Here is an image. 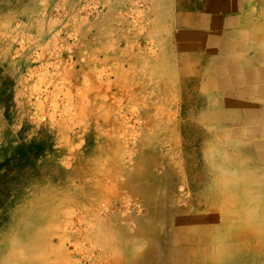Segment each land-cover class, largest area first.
<instances>
[{
	"label": "rangeland",
	"instance_id": "374dc122",
	"mask_svg": "<svg viewBox=\"0 0 264 264\" xmlns=\"http://www.w3.org/2000/svg\"><path fill=\"white\" fill-rule=\"evenodd\" d=\"M208 1L0 0V264H117L115 229L153 207L240 219L223 188L264 169L205 65L246 6L217 35L191 26Z\"/></svg>",
	"mask_w": 264,
	"mask_h": 264
},
{
	"label": "crops",
	"instance_id": "0c3cea01",
	"mask_svg": "<svg viewBox=\"0 0 264 264\" xmlns=\"http://www.w3.org/2000/svg\"><path fill=\"white\" fill-rule=\"evenodd\" d=\"M208 2L209 3L211 2L210 5H212V7L218 8V7L222 6V8H218V9L213 8V11L210 14V19L211 20L213 19L212 21H215V20L217 21L216 22L217 28L216 27H215L216 29L214 27H212L214 29L210 28L211 23H209L207 25H203L201 27H198V26H196V20H193V19H192L191 26L192 27H198L199 29H202V30L211 29V30L219 31V32H222L221 31L222 29H226L227 27L232 26V24L234 23L233 19L232 18H225L224 16L227 13V9H228L227 6L230 7V5H231V7H232V4H233V6H236V1H233V3L231 1L229 4L226 0H209ZM243 4H245V6H246L245 7L246 12H245V14L242 15L243 21H241V23L243 25L245 24L246 27H248V29L245 32H241L239 35L236 34L235 40L232 41L230 44L226 43V41L220 40L225 45V47H228L229 45H237V46H239V48H237L235 50H231V51H226V50L217 51V58H219V59H217L216 61L220 67H218V65H216V63L215 64L213 63V58H211L210 53H208L209 61H210V66L208 68H211V69L213 68L215 71H223V70H227V67H229V65H231L232 62L234 64H236V66L238 64L239 67H237L236 71H232L228 75H230V74L240 75V73L241 74L243 73L244 67H247L248 71H251V70L257 71L258 69H260V67L264 68V63H262V62H264V60L257 59V53H256L257 51H258V53H264V46H263L264 45V0H245ZM252 5H255V9H257V10H255L254 13H253V9L251 8ZM221 10H223V11H221ZM215 13H216V15H215ZM243 35H244V37H243ZM201 41L203 42V40H201ZM195 42L196 41H194V43ZM210 42H211V40L209 39L208 43H210ZM254 42L257 44H258V42H261V45L258 47V49L256 48V45L254 44ZM218 52H223V54H221V53L219 54ZM219 56H221L223 58H221ZM220 58L224 59V61L227 58H229L230 60L227 59L226 60L227 62L226 61L224 62L222 60L219 61ZM244 64H246L247 66H243ZM221 66L224 69L221 68ZM209 79H208L207 84H212V82ZM253 86H254L253 84L248 83V85H245L244 87L251 89V88H253ZM231 87H233V88H231L233 92L241 91L240 86L238 88H237V86H231ZM218 89H221V88L218 87ZM222 91H224V90H222ZM255 96L258 98L264 99V93H262V95L261 94H255ZM237 99L238 98L234 97V96L230 97L231 102L232 101L239 102V101H236ZM238 100H240V99H238ZM231 106H234V105H231ZM259 107L261 109H264V104L260 105ZM246 123H248V122H246ZM248 124L250 126H253V125H251L250 122ZM263 128H264V124L261 125V129H263ZM252 129H254V128H252ZM259 135H262V134H254V133H252V130H251L248 133V135H244L245 137L244 136L242 137V135H240L241 138L237 136V138L239 140L236 139L234 141V145H236L237 148H239L243 152V149H241L240 147H242L246 144H252L254 142L256 143V141H257L258 147L259 148L261 147L262 149L261 150L260 149L254 150V151L252 150L251 153L256 152L258 155V156L256 155L258 159L264 158V144L262 143L259 145V139H261ZM254 166L264 168V162H262V164L260 165V164L256 163V160H255ZM255 178L257 180H256L255 184L252 183V185L255 187L259 186V189L261 191L260 195H258V199L255 201L261 202V204H259L258 208H256L255 207L256 204L254 206L252 205L254 202L253 199H246V201L247 202L249 201V202L245 204L246 205L245 208L242 205H239L238 206L239 208L237 211V212H243V213H244V211H247L246 213H247V216L249 215V221H250L249 223L247 220L248 218L246 217V213H245V215L242 213H240V214L235 213L236 215L239 214L240 219H234V220L228 219V216L226 214L223 218V223L217 224L215 222V219H216L215 214H213L214 215L213 218L210 219L212 213H209V212L205 213V214H199V213H194L191 210L189 211V210H183V209H171V208L163 209V208H160V209H157V213L159 211L160 214L156 213V215H155L151 212L152 208H150L148 210V212L146 213V215L143 216L142 218L133 219L135 226H133L131 229L125 223H122L121 227L118 226L115 229V231L117 233V234H115V239L117 240V244L115 245L114 250H115V254L117 255V257L120 258V259L119 258L117 259V264H160V263L161 264H190V259H189L190 256L189 255H187V256L182 255L183 251H186V252L191 251L192 252V249H191V247H189L188 242L185 239L184 235H186L185 229L194 230L196 227H197L196 235L198 234L200 236V234H206V236H208V237H214V236L216 237V235H217V238L218 237H223V238L225 237V238H228V241L226 240L227 242L224 243L223 245H227L228 247H230V244L232 243L233 246H231V247H235L237 249L243 247L242 249L252 250L251 255L256 258L254 260L255 263L254 262H250V263L245 262L246 264H264V258H263L264 257V250H263L264 245L262 243H259V242L255 243V241H258V240L256 239L254 241L253 240L254 238H252L250 236V234H253V232H257V231L260 235L264 234V226L259 224L260 216H261V214H264V180H262V179H264V173L262 176H259V175L255 176ZM252 185L249 184V186H252ZM238 195L241 197V192H239ZM231 197H232V195L229 196V198H231ZM150 198H147V199H150ZM237 199H238V197H237ZM235 205L237 206L238 203L235 202ZM241 209H242V211H241ZM251 209H252V211H251ZM249 210H250V212H249ZM231 212H232V210H231ZM174 217H177L178 219L177 218L175 219ZM252 218H255V219H252ZM195 219H197V221H198L197 223H194V224L189 223V222H191V220H195ZM238 221H240V222L238 223ZM109 223L111 224L110 221H109ZM241 223H243V224H241ZM173 226H175V227H173ZM245 227H246V229H245ZM175 229H177L176 232H174ZM193 237H195V236H193ZM249 240H251V241H249ZM248 242L250 244H248ZM252 244L254 247L252 246ZM223 245H216V247L221 248V247H224ZM179 246L182 248V250ZM197 246H198L197 247L198 250L203 251L205 248V251H206L205 253H209L210 255L213 254V250L211 251V247H212L211 245L202 243L200 245L198 244ZM245 246H247V247H245ZM166 247L168 248V250H166ZM251 247H253V248H251ZM257 247H259V248H257ZM185 248H186V250H185ZM253 249H255V250H253ZM256 249L258 251L261 250L262 253H261V251L259 253ZM122 251L123 252L125 251L124 252L125 254H123ZM254 251L255 252L257 251V252L254 253ZM128 253H129V255H128ZM156 253H161L163 255L165 254L166 258L165 257L160 258L156 255ZM257 254H259V255H257ZM179 255L180 256L182 255L181 259H180V257H178ZM124 256H126V257H124ZM260 257H261V259H260ZM245 263L240 262V264H245Z\"/></svg>",
	"mask_w": 264,
	"mask_h": 264
},
{
	"label": "bare ground",
	"instance_id": "6f19581e",
	"mask_svg": "<svg viewBox=\"0 0 264 264\" xmlns=\"http://www.w3.org/2000/svg\"><path fill=\"white\" fill-rule=\"evenodd\" d=\"M173 1H175V0H173ZM178 0H176V2H177ZM229 2V1H228ZM178 3V2H177ZM211 3V2H210ZM210 3H209V5H210ZM223 3V2H222ZM206 4H207V2H206ZM229 4V3H228ZM172 5H174V4H172ZM208 5V4H207ZM207 5H206V7H207ZM222 5V4H221ZM173 7V6H172ZM228 8H229V6H227ZM230 7H231V5H230ZM174 8V7H173ZM213 8H217V7H212V5H210V8H208V12H209V15L208 16H210V14H211V12L213 11ZM218 8H222V6L221 7H218ZM217 8V9H218ZM233 8V7H232ZM263 10V9H262ZM216 11V10H215ZM221 11H223V10H221ZM226 11V10H225ZM206 12V11H205ZM193 14V13H192ZM219 14V13H218ZM221 14V13H220ZM215 15H216V13H215ZM199 16V15H198ZM221 16V15H220ZM207 16L206 15H204V16H200V17H196L195 18V20H196V26H198V27H201V26H203V25H205L204 24V19L206 18ZM212 17V16H211ZM192 18V17H191ZM189 19V18H188ZM172 20H173V23L176 25V26H179L181 23H183L182 21V19L181 18H179V19H173L172 18ZM213 20V19H212ZM187 21V20H186ZM206 21V23H211V25H210V28H212V27H216L217 28V21L215 20V21H209V20H205ZM189 22V21H188ZM231 23V22H230ZM222 25V24H221ZM197 27V28H198ZM208 27V26H207ZM222 27V26H221ZM214 28H212V29H214ZM215 28V29H216ZM204 29V28H203ZM208 30H210V29H208ZM224 31V30H223ZM246 31V30H245ZM244 30H243V32H245ZM220 32L219 31H217V35L219 34ZM239 34V33H238ZM243 34V33H242ZM185 35H188V34H182V35H177L175 38H176V40L180 43L183 39H188V38H184V36ZM213 35V34H212ZM258 35V34H257ZM189 36V35H188ZM192 36V37H191ZM191 38H189V40H192L193 41V43H192V45H190L189 43V45H181L180 46V48H179V50H182V51H185L186 52V50H195V49H197V45H196V43L197 42H195L194 43V41H199V40H205V37L204 36H202V37H200V39L198 38L199 37V35H195V34H191ZM243 37H244V35H243ZM207 38V37H206ZM239 38V37H238ZM247 38V37H246ZM253 38V37H252ZM256 38V37H255ZM262 38V37H261ZM260 38V39H261ZM210 40H213L212 42H210V44H212V45H210L211 46V49L210 50H208V52L207 53H210V55H211V58H213V63L215 64L216 63V65H218V67H220L219 66V64L217 63V59H219V58H217V51H220V50H226V51H231V50H235V49H237V48H239V46H237V45H229L228 47H225V45L220 41V40H214V39H217L216 37H213V38H209ZM242 39V38H241ZM188 40V41H189ZM207 40V39H206ZM231 40H233V39H231ZM239 40V39H238ZM177 41H175L176 43H177ZM187 41V42H188ZM250 41V40H249ZM207 42V41H206ZM175 43V44H176ZM203 43V42H202ZM239 43V42H238ZM234 44V43H233ZM253 44V43H252ZM254 44L256 45V48L258 49V47L261 45V42H258V44L257 43H255L254 42ZM227 45V44H226ZM240 45V44H239ZM243 45V44H242ZM263 45V44H262ZM264 46V45H263ZM210 48V47H209ZM241 49V48H240ZM196 51V50H195ZM194 51V52H195ZM257 53V59H260V60H264V53H258V51L256 52ZM220 54V53H219ZM231 55V54H230ZM185 56V55H184ZM233 56V55H232ZM256 56V55H255ZM219 57H221V56H219ZM221 58H223V57H221ZM220 58V60L219 61H224V59H221ZM186 59V58H185ZM226 59V58H225ZM227 59H229V58H227ZM226 59V60H227ZM243 59V58H242ZM163 60V59H162ZM225 60V61H226ZM230 60V59H229ZM255 60V59H254ZM224 61V62H225ZM240 61V60H239ZM238 61V62H239ZM257 61V60H256ZM227 62V61H226ZM258 62V61H257ZM220 63V62H219ZM223 63V62H222ZM221 63V64H222ZM262 63H264V62H262ZM207 65H209L210 66V64H206L205 65V67L207 66ZM241 65V64H240ZM223 66V65H222ZM221 66V68H223ZM243 66H247L246 64H244ZM237 67H239L238 66V64H237V66H236V64H234L233 62H232V64L231 65H229V67H227V70H223V71H215L213 68L211 69V68H207L208 69V71H207V74L210 76V77H208V78H210L209 80L212 82V84H207V85H214V86H216L217 87V89H218V87L219 88H221L222 90H224V92L225 93H223V94H225V102L226 103H231V101H230V97H237L238 99H240V100H236V101H239V102H235V101H232L233 102V104H234V106L236 107V108H238V109H241V111L238 113V117H241L243 120H245V122H250L251 123V125H253V127H254V129L252 130V133H254V134H262V135H259L260 136V138L261 139H259V145L260 144H264V128L263 129H261V125H263L264 124V109H261L259 106L260 105H262V104H264V99H261V98H258V97H256L255 96V94H261L262 95V93H264V68H261L260 67V69H258L257 71H255V70H251V71H248L247 70V67H244V70H243V73L241 74L240 73V75H236V74H230V75H228L230 72H232V71H236V69H237ZM241 67V66H240ZM216 68V67H215ZM250 68V67H249ZM258 68V67H257ZM206 69V70H207ZM224 69V68H223ZM217 70V69H216ZM221 70V69H220ZM155 72V71H154ZM153 72V73H154ZM160 72H161V70H160ZM159 72V73H160ZM158 73V74H159ZM156 74V73H155ZM166 74V73H165ZM166 76V75H165ZM206 78H207V75H206ZM196 79V78H195ZM170 81V80H169ZM199 83V82H198ZM248 83H251V84H253L254 86H253V88H251V89H248V88H246V87H244L245 85H248ZM231 86H237V88L240 86V88H241V91H237V92H233L232 91V89L231 88H233V87H231ZM204 88H205V85H204ZM230 88V89H229ZM235 88V87H234ZM243 88V89H242ZM206 91V90H205ZM206 92H208V91H206ZM211 93V92H210ZM221 100H222V98H221ZM222 104V103H221ZM212 106V105H211ZM234 107V108H235ZM237 117V118H238ZM256 136V135H255ZM244 144V143H243ZM241 149H243V151H245V152H248V153H251V151L253 150H261L262 148L260 147H258V144H257V141H256V143L254 142V143H252V144H246V145H244V146H242V147H240ZM223 153H225V152H223ZM226 155H228V154H226ZM223 156H224V154H223ZM253 156H254V154H253ZM255 157V156H254ZM230 158V157H229ZM228 160V158L226 157V161ZM255 160H256V163H258V164H262V162H264V158H256L255 157ZM230 161H232V160H230ZM234 162H236V160L234 161ZM226 163V162H225ZM237 163V162H236ZM255 163V162H254ZM230 164V163H229ZM228 164V165H229ZM222 165V164H221ZM237 165V164H236ZM230 166V165H229ZM238 166V165H237ZM209 168V167H208ZM264 169V168H263ZM256 170V169H255ZM237 180H238V188H236V187H234V185H232V183L230 182V181H228L227 182V186L225 185V188H223L224 189V191L225 190H227V193L228 194H236L237 193V189L239 190V192H241V197L239 196V195H236L237 197H238V199H239V201H238V205L237 206H239V205H242L244 208H245V204L246 203H248L247 201H246V199H253L254 200V202H253V206L255 205V207L256 208H258V205L259 204H261V202H257V201H255V200H257L258 199V195H260V189H259V186H253L252 185V183H254L255 184V182H256V178H255V175L253 174V173H249V172H247V170L245 171V172H243V174L241 175V176H239L238 178H237ZM262 180H264V179H262ZM249 184H251L252 186H249ZM240 185V186H239ZM238 194V193H237ZM224 199H225V201H226V199H229V195L228 196H226V197H224ZM227 204H229V203H227ZM226 204V205H227ZM242 207V208H243ZM241 208V207H240ZM249 209V208H248ZM235 210V209H234ZM244 210V209H243ZM246 210V209H245ZM238 211V209L237 210H235V213ZM240 211V210H239ZM241 211H242V209H241ZM251 211H252V209H251ZM151 212L153 213V214H155L156 215V213H157V209L155 208V207H153L152 209H151ZM232 212H233V210H232ZM247 211H244V213L243 212H239V214L240 213H242V214H244L245 215V213H246ZM249 212H250V210H249ZM238 213V212H237ZM157 214H160V212L158 211V213ZM239 214H238V218H239ZM234 215V214H233ZM236 215V214H235ZM243 216V215H242ZM183 217V216H182ZM246 217L248 218L247 220H248V223L250 222L249 221V215L247 216V213H246ZM175 219L177 218V217H174ZM173 218V219H174ZM178 219V218H177ZM252 219H255V218H252ZM184 221V220H183ZM186 222V221H185ZM198 221H197V219H195V220H191V222H189L190 224H194V223H197ZM202 222V221H201ZM240 221H238V223H239ZM105 223V222H104ZM103 223V224H104ZM247 223V222H246ZM241 224H243V223H241ZM253 224V223H252ZM259 224L260 225H262V226H264V214H261V216H260V219H259ZM201 225V224H200ZM236 225V224H235ZM246 225V224H245ZM173 227H175V226H173ZM172 227V228H173ZM178 227V226H177ZM202 229V228H201ZM244 229V228H243ZM245 229H246V227H245ZM186 231H185V234L186 235H184L185 236V239L187 240V242H188V245H189V247H191V249H192V247H195V249H192V252L190 251H188V252H186V251H181L182 250V248H181V252H182V255L183 256H187V255H189L190 257H189V259H190V264H240V262H254V260L256 259L255 257H253L252 255H251V253H252V250H250V249H242V248H235V247H231V246H233V244L231 243L230 244V247H228L227 245H223L224 243H226L227 241H228V238H223V237H218L217 238V235H216V237L214 238V237H208V236H206V234H200V236L197 234L196 235V233H197V227L194 229V230H188V229H185ZM47 231V230H46ZM177 231V229H175V231L174 232H176ZM245 231V230H244ZM180 233V232H179ZM195 233V235H192V234H194ZM112 234V233H111ZM110 235V234H109ZM193 236H195V237H193ZM219 236V235H218ZM250 236L252 237V238H254L253 240L255 241L256 239L258 240V241H255V243L256 242H259V243H262L263 245H264V234H259L258 233V231L257 232H253V234H250ZM227 240V241H226ZM248 240V239H247ZM119 241V240H118ZM179 241V240H178ZM249 241H251V240H249ZM172 242V241H171ZM232 242V241H231ZM202 243H205V244H209V245H211L212 247H211V251L213 250V254L212 255H210L209 253H205L206 251H205V248H204V250L203 251H201V250H198V244L200 245V244H202ZM230 243V242H229ZM170 244V243H169ZM177 244V243H176ZM228 244V243H227ZM248 244H250L249 242H248ZM168 245V244H167ZM183 245V244H182ZM216 245H223L224 247H216ZM235 245V244H234ZM259 245V244H258ZM175 246V245H174ZM252 246H253V244H252ZM257 246V245H256ZM173 247V246H172ZM183 247V246H182ZM204 247V246H203ZM245 247H247V246H245ZM254 247V246H253ZM253 247H251V248H253ZM263 247V246H262ZM178 248V247H177ZM256 248V247H255ZM257 248H259V247H257ZM166 250H168V248L166 247ZM185 250H186V248H185ZM253 250H255V249H253ZM257 250V249H256ZM264 250V249H263ZM179 251V250H178ZM258 251V250H257ZM256 251V252H257ZM260 251L261 250H259L258 252L260 253ZM123 252V251H122ZM125 252V251H124ZM123 252V254H125ZM255 251H254V253H256ZM127 253V252H126ZM261 253H262V251H261ZM145 254V253H144ZM128 255H129V253H128ZM156 255L158 256V257H160V256H165V254L163 255V254H161V253H156ZM181 255V256H182ZM257 255H259V254H257ZM262 255V254H261ZM181 256L179 255L178 257H180V259H181ZM124 257H126V256H124ZM157 258V257H156ZM264 258V257H263ZM120 259V258H119ZM122 259V258H121ZM127 259V258H126ZM184 259V258H183ZM244 259V260H243ZM260 259H261V257H260ZM239 262V263H238ZM255 263V262H254ZM161 264V263H160ZM246 264V263H245Z\"/></svg>",
	"mask_w": 264,
	"mask_h": 264
}]
</instances>
